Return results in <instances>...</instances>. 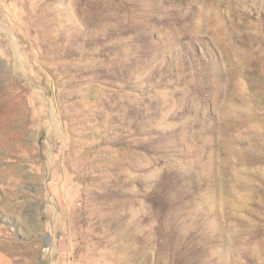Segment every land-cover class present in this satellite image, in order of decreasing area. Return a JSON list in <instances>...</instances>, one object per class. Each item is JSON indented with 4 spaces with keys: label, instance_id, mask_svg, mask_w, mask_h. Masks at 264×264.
<instances>
[{
    "label": "rangeland",
    "instance_id": "1",
    "mask_svg": "<svg viewBox=\"0 0 264 264\" xmlns=\"http://www.w3.org/2000/svg\"><path fill=\"white\" fill-rule=\"evenodd\" d=\"M0 264H264V0H0Z\"/></svg>",
    "mask_w": 264,
    "mask_h": 264
}]
</instances>
